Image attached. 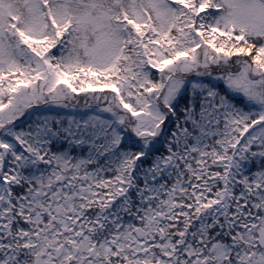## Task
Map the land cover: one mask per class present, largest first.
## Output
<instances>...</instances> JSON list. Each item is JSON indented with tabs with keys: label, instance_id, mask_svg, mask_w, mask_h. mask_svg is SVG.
<instances>
[{
	"label": "snow or ice",
	"instance_id": "6c2138e0",
	"mask_svg": "<svg viewBox=\"0 0 264 264\" xmlns=\"http://www.w3.org/2000/svg\"><path fill=\"white\" fill-rule=\"evenodd\" d=\"M0 264H264V0H0Z\"/></svg>",
	"mask_w": 264,
	"mask_h": 264
}]
</instances>
